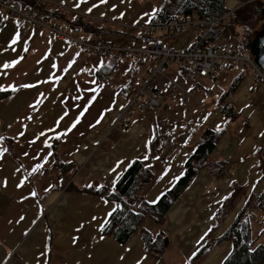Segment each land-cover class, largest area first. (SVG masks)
Instances as JSON below:
<instances>
[{"label": "crops", "instance_id": "0c3cea01", "mask_svg": "<svg viewBox=\"0 0 264 264\" xmlns=\"http://www.w3.org/2000/svg\"><path fill=\"white\" fill-rule=\"evenodd\" d=\"M145 1L40 0L38 5L61 11L67 20L49 21L74 36L117 44L130 43L135 34L130 26L144 22L138 16ZM83 21L107 31L88 35L79 25ZM116 68L114 56L65 46L50 31L21 25L0 10V91H9L0 100V264H187L203 243L222 236L251 195L264 192L256 156L264 154V87L241 69L240 83L225 100L239 116L211 152L213 159L227 161L226 168L217 175L200 169L171 204L162 226L148 217L141 223L152 236L163 231L167 248L159 255L147 251L140 229L126 244L100 236L118 204L67 188L103 184L111 189L139 159L151 171L143 198L156 202L182 175L200 130H217L226 122L217 102L239 75L222 76L215 88L186 83L197 92L181 115L175 111L167 118L162 111L169 105L162 106L160 130L172 131L175 139L161 164L153 149V120L144 110H133L127 125L119 123L136 87L129 86V62L128 77L118 85L110 80ZM57 162L71 165L60 170ZM232 184L241 187L233 203ZM262 217L259 208H251L252 247L264 245ZM232 247L222 241L197 264H222Z\"/></svg>", "mask_w": 264, "mask_h": 264}, {"label": "trees", "instance_id": "16d2710c", "mask_svg": "<svg viewBox=\"0 0 264 264\" xmlns=\"http://www.w3.org/2000/svg\"><path fill=\"white\" fill-rule=\"evenodd\" d=\"M2 1L5 2L13 0ZM16 1L20 2L23 6H33L36 2L35 0ZM225 2L226 0H162V3L151 18L144 22H149L151 24L163 23L167 21L170 15L176 11L184 15L195 14L200 17L217 18L227 11L228 7H226ZM34 8L35 11L37 10V14L43 15L48 20L49 18L56 21L67 20L64 14L56 8L48 9L44 7V4H37ZM68 22H70L71 26L74 25L73 21L69 20ZM144 22L132 25L130 28L134 30V26ZM79 25L88 35H99L107 31V29L102 28L101 25L86 21L79 23ZM263 27L264 0L245 3L238 7L234 12V16L227 24V30L230 32L231 38L242 43L246 47H250L253 39ZM161 37L164 36L157 35L154 38L159 40ZM132 38L136 41L147 39V37L142 34L138 36L136 31ZM242 77V73L234 77L228 89L218 99L217 105L220 107L221 113L226 117V122L217 130H211L209 128H203L200 130V135L196 142L195 149L190 153L184 163V171L182 175L177 179L171 188L161 194L156 202L149 203L143 198L142 191L150 184L151 171L150 169L144 167L139 159H135L127 167L111 189L103 184L88 187H75L70 185L67 188L76 192L98 196L107 201L118 204L101 227L99 231L100 236H110L118 243L126 244L132 234L136 230L140 229L141 238L147 251L159 255L167 248L169 238L163 231H159L155 236H152L148 230L141 227V223L144 217H148L156 224L162 226L165 221V214L167 210L175 199L183 193L200 169L205 167L209 168V171L213 175L220 174L224 171L227 166V161L224 159H213L211 152L219 139L225 133L228 124L236 120L239 116V113L236 112L234 107L225 102V100L238 86ZM207 78L215 79L216 76L215 78ZM8 94L9 91H0V100L6 98ZM155 119L158 121L157 117ZM6 147H8V144ZM256 156L258 159L257 166L262 177L264 176V154L257 151ZM57 164L60 170H64L65 166L68 167L71 165V163L66 165L59 162H57ZM240 191L241 187L232 184V196L229 198L231 203L239 198ZM254 206L263 212L262 223L264 226V192H262L251 195L245 206L240 210L237 217L231 223L229 228L222 234V236L217 240L203 243L190 258L189 263L187 264H197L212 246L225 240L231 241L233 247L232 251L225 258L222 264H263L264 245L258 244L255 247H252L253 240L251 237L248 217L250 216L251 208ZM207 238L208 234L205 239ZM51 240L52 236L50 233L48 237L49 245L51 244Z\"/></svg>", "mask_w": 264, "mask_h": 264}, {"label": "built area", "instance_id": "2783aa9c", "mask_svg": "<svg viewBox=\"0 0 264 264\" xmlns=\"http://www.w3.org/2000/svg\"><path fill=\"white\" fill-rule=\"evenodd\" d=\"M35 1L33 6H21L16 0L5 2L0 0V10L18 18L21 25L50 31L65 46L97 56L113 55L132 63L131 79L136 83V88L128 96L127 105L119 123L127 125L128 117L135 109L151 112L154 117L150 129L154 139L153 149L161 164L166 162L175 139L172 131L161 132V123L155 119L156 110L163 106L162 90H168L170 96H174L181 103L195 100L197 92L195 87H188L183 80L175 81L168 75L171 63L188 62L190 73L201 78H215L217 71L221 70L250 68L251 78L260 87H264V70L256 63L250 47L235 40L231 42L223 36L235 10L245 3L257 0H237L235 7L228 8L217 18L200 17L195 14L184 15L176 11L163 23H141L134 26V30L138 36L142 34L147 39L136 41L132 38L128 46L104 40L91 42L86 37L74 36L68 29L54 25L43 15L37 14L34 6L40 0ZM188 29L196 30V36L185 50L173 51L165 48L160 40L154 38L157 35L166 37L178 34ZM146 60L148 63L145 67V75L135 79L134 76L141 73L140 68ZM158 79H160L159 82H157Z\"/></svg>", "mask_w": 264, "mask_h": 264}, {"label": "rangeland", "instance_id": "374dc122", "mask_svg": "<svg viewBox=\"0 0 264 264\" xmlns=\"http://www.w3.org/2000/svg\"><path fill=\"white\" fill-rule=\"evenodd\" d=\"M143 10L141 11V13L138 16V20L140 21H146L148 19L151 18V16L154 14V12L157 10V8L160 6V4L162 3V0H147L145 2H143ZM234 3H236V1L234 0H229V4H228V8H233L232 6L234 5ZM237 5V3H236ZM235 5V6H236ZM135 32V31H134ZM195 33L196 30L194 29H188L186 31H183L181 33L178 34H171L168 35L166 37H161L159 40L160 42H162L163 46L165 48H170L173 51H179V50H185L187 49L192 42L195 39ZM223 36L226 37L229 41L234 42V39L231 38L230 32L227 30L223 33ZM118 45H122V46H128L129 43H118L116 42ZM116 59V65L117 68L114 71L113 75H111L110 80L113 81L114 83L121 84L124 83L125 80L128 77V74L125 72V60L121 59V58H117L114 57ZM128 62V61H126ZM148 63V60L144 61V63L142 64V67L140 68V72L138 75L134 76L135 79L143 77L145 75L146 72V65ZM244 72H251L250 68H244L243 69ZM240 68H235L233 70H230L229 72L227 71H217L216 73V79L211 80V79H203V78H199L198 76H193L190 71H189V63L188 62H174L171 63L168 69V75L171 76L172 78H174L175 81H179V80H183L185 83H192V82H196L198 84H202L206 87L210 86L211 88H215L216 86H219V81L221 80L222 76L226 77L227 75H233V74H239L240 71H243ZM141 80V79H140ZM160 79L157 80V82H159ZM130 87L135 86L136 87V83L134 82V80H130ZM133 89V88H132ZM215 95V93H214ZM162 102L163 105L166 103L169 105V109L168 111H162L166 112L165 115H167V118H170L171 116L174 115L175 111L178 112L179 115H181V113L183 112V110L186 109V107L191 103V101L186 102L184 104H181L176 98H173L170 96L168 90H162ZM188 111V110H187ZM160 109H157L155 114L156 117H158V120H160ZM144 114L146 115L147 118H149L150 120H153L152 114L148 111L145 110ZM173 114V115H172ZM155 117V118H156ZM196 128V127H194ZM198 130H196L197 132Z\"/></svg>", "mask_w": 264, "mask_h": 264}, {"label": "water", "instance_id": "95a60500", "mask_svg": "<svg viewBox=\"0 0 264 264\" xmlns=\"http://www.w3.org/2000/svg\"><path fill=\"white\" fill-rule=\"evenodd\" d=\"M250 51L254 56L256 63L264 70V27L253 39L250 45Z\"/></svg>", "mask_w": 264, "mask_h": 264}]
</instances>
